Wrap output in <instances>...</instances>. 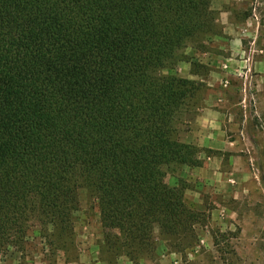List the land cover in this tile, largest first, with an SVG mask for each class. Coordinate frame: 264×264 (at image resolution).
<instances>
[{
	"label": "trees",
	"instance_id": "16d2710c",
	"mask_svg": "<svg viewBox=\"0 0 264 264\" xmlns=\"http://www.w3.org/2000/svg\"><path fill=\"white\" fill-rule=\"evenodd\" d=\"M216 29L212 0H0V252L37 227L72 244L83 190L118 257L196 243L203 214L164 173L201 165L179 139L200 84L176 68Z\"/></svg>",
	"mask_w": 264,
	"mask_h": 264
},
{
	"label": "rangeland",
	"instance_id": "374dc122",
	"mask_svg": "<svg viewBox=\"0 0 264 264\" xmlns=\"http://www.w3.org/2000/svg\"><path fill=\"white\" fill-rule=\"evenodd\" d=\"M262 8L260 31H264ZM215 14L219 35L205 44L204 52L195 49L198 42L190 43L177 68L190 63L198 74L191 79L200 84L183 113L179 139L195 145L191 134L204 126L218 131L214 139L218 146L195 145L203 151L200 166L170 165L164 173L166 184H183L187 205L203 214L196 226L197 241L183 252L169 250L161 242L157 260L139 264H264V70L256 68L257 57H264V34L256 44L247 34L239 44L245 54L230 61L235 33H225ZM245 26L252 28L244 23L240 31ZM79 200L72 244L51 246L40 229L33 228L23 250L0 252V264H134L108 252L94 197L83 190Z\"/></svg>",
	"mask_w": 264,
	"mask_h": 264
},
{
	"label": "crops",
	"instance_id": "0c3cea01",
	"mask_svg": "<svg viewBox=\"0 0 264 264\" xmlns=\"http://www.w3.org/2000/svg\"><path fill=\"white\" fill-rule=\"evenodd\" d=\"M263 5L264 2L262 0H212V9L218 12L219 20L224 26L225 33H228V31H233L235 33L233 36L235 47L228 57V60L235 61L240 54H245L244 49L239 48V44L243 43L247 34L251 33V37L254 39L251 44H256L257 41L259 42L262 40L264 31H260L259 17L260 13L263 11V8L261 9ZM249 9H252V11ZM244 23L251 25L252 28L248 29L245 26L246 28H243V32L242 30L240 31ZM249 60L251 61L252 58H249ZM231 66H234V64H231ZM256 68L259 70L261 69L260 71L264 70V57H257ZM182 70L185 71V74H179ZM177 71V74L181 77L192 78L190 63H186L180 68L178 66V68H176V72ZM256 83L259 84V81H256ZM204 115L201 117L202 120L205 118ZM210 133L211 137L206 138L207 134ZM217 134H219L218 131L213 130V128L210 130L204 126H197L194 128V132H192L190 139L200 148L214 149L218 146L216 145L218 142L214 140L215 137L218 136ZM193 135L194 139H192ZM188 143L190 142L188 141Z\"/></svg>",
	"mask_w": 264,
	"mask_h": 264
}]
</instances>
